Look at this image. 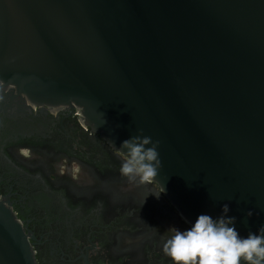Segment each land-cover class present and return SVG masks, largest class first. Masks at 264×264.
Instances as JSON below:
<instances>
[{"label":"water","instance_id":"1","mask_svg":"<svg viewBox=\"0 0 264 264\" xmlns=\"http://www.w3.org/2000/svg\"><path fill=\"white\" fill-rule=\"evenodd\" d=\"M74 108L123 155L159 141L189 223L227 203L241 235L264 225V0H0V113ZM0 264H37L1 196Z\"/></svg>","mask_w":264,"mask_h":264},{"label":"flooded vegetation","instance_id":"2","mask_svg":"<svg viewBox=\"0 0 264 264\" xmlns=\"http://www.w3.org/2000/svg\"><path fill=\"white\" fill-rule=\"evenodd\" d=\"M122 159L75 108L0 113V196L37 264H172L162 240L190 223L155 181L123 177Z\"/></svg>","mask_w":264,"mask_h":264},{"label":"clouds","instance_id":"3","mask_svg":"<svg viewBox=\"0 0 264 264\" xmlns=\"http://www.w3.org/2000/svg\"><path fill=\"white\" fill-rule=\"evenodd\" d=\"M158 145L159 141L143 135L123 140L120 174L134 184L154 179L161 167ZM23 154L27 156L28 152ZM229 211L225 203L218 216L201 213L190 227L171 229L172 234L162 240L163 254L172 264H264V225L246 236L241 235L236 228V217L229 216ZM252 214L251 210L246 213L249 217Z\"/></svg>","mask_w":264,"mask_h":264}]
</instances>
